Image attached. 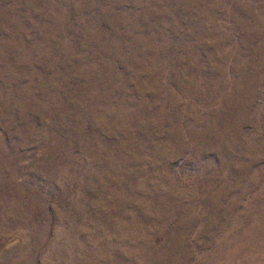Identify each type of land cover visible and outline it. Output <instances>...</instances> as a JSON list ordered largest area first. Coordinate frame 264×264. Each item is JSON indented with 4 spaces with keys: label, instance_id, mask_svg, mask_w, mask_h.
<instances>
[{
    "label": "rangeland",
    "instance_id": "rangeland-1",
    "mask_svg": "<svg viewBox=\"0 0 264 264\" xmlns=\"http://www.w3.org/2000/svg\"><path fill=\"white\" fill-rule=\"evenodd\" d=\"M0 264H264V0H0Z\"/></svg>",
    "mask_w": 264,
    "mask_h": 264
}]
</instances>
